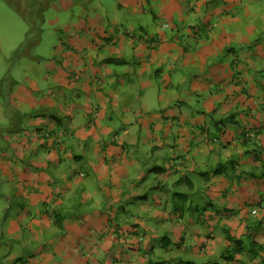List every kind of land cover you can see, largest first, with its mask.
<instances>
[{"label":"crops","instance_id":"crops-1","mask_svg":"<svg viewBox=\"0 0 264 264\" xmlns=\"http://www.w3.org/2000/svg\"><path fill=\"white\" fill-rule=\"evenodd\" d=\"M57 1L0 46V264H264V0Z\"/></svg>","mask_w":264,"mask_h":264},{"label":"rangeland","instance_id":"rangeland-1","mask_svg":"<svg viewBox=\"0 0 264 264\" xmlns=\"http://www.w3.org/2000/svg\"><path fill=\"white\" fill-rule=\"evenodd\" d=\"M50 2H55V0H49ZM100 2L103 4L104 11L108 14H112L113 11L119 10L127 11L124 7L125 5H121L118 0H98L96 3ZM56 3H61L58 0ZM46 5V0H0V46H2L3 51V59L1 62V72L3 74H14L12 71L13 64L15 62L17 69L25 64L28 60L35 61L28 57L30 54L33 55H44L48 53L50 50L51 44H55L57 40L55 39L54 26L52 23V19H61L64 20L65 17L73 15L72 10H68L67 14H64V11H57V8L60 6L57 5V8L51 6L48 9H51L49 13H46L47 10L44 6ZM137 11L134 10V14ZM138 15V14H135ZM141 19L150 23V14L147 15L143 13L141 14ZM58 22V21H57ZM45 32V33H44ZM49 33L51 34L49 37ZM23 56L24 60L19 61V57ZM44 66V65H42ZM33 70V68L31 69ZM33 73L43 76L45 69L36 66ZM7 75V76H8ZM50 81L43 80L40 82V86L42 91L48 92V88L51 87L49 84ZM4 88V106L5 108H11L10 105V85L6 82L3 85ZM56 140V139H55ZM52 145H49V147ZM57 147L60 148V144L57 143ZM47 150L49 148L46 147ZM41 152V150H40ZM44 166L46 164L42 162ZM10 167V164H8ZM88 167L85 166V169ZM225 168V166H224ZM6 185L3 183L1 188ZM7 202L2 197L0 202V233L7 232L5 219L6 212L3 210L6 207ZM9 204H7L8 206ZM12 209L10 210V214L12 213ZM0 234V235H1ZM7 238V235L4 237ZM3 239V238H1ZM166 240L164 242V245ZM25 263V262H24ZM150 264H155L150 262Z\"/></svg>","mask_w":264,"mask_h":264},{"label":"trees","instance_id":"trees-1","mask_svg":"<svg viewBox=\"0 0 264 264\" xmlns=\"http://www.w3.org/2000/svg\"><path fill=\"white\" fill-rule=\"evenodd\" d=\"M220 167L222 168L223 166H220ZM217 171H220V169L217 170ZM217 171H216V172H217ZM56 218H57V222H60V221L62 220V218L59 216V214H56ZM227 238H228L231 242L236 243V245H238V244L240 243L239 240L233 238L230 234L227 235ZM239 245H240V244H239ZM227 252H228V251H227ZM227 252H226V253H227ZM159 264H160V263H159ZM162 264H166V262H163Z\"/></svg>","mask_w":264,"mask_h":264},{"label":"built area","instance_id":"built-area-1","mask_svg":"<svg viewBox=\"0 0 264 264\" xmlns=\"http://www.w3.org/2000/svg\"><path fill=\"white\" fill-rule=\"evenodd\" d=\"M254 213L256 214L257 213V210H254Z\"/></svg>","mask_w":264,"mask_h":264}]
</instances>
